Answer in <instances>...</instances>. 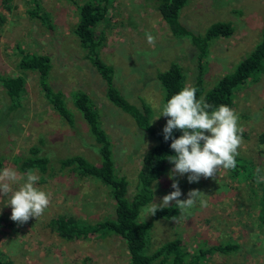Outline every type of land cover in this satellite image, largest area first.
I'll return each instance as SVG.
<instances>
[{"label":"rangeland","instance_id":"rangeland-1","mask_svg":"<svg viewBox=\"0 0 264 264\" xmlns=\"http://www.w3.org/2000/svg\"><path fill=\"white\" fill-rule=\"evenodd\" d=\"M37 1L49 14L51 29L28 16L32 0H0V74H18L25 82L20 108L6 116V107L0 109V171L11 167L20 175L26 174L20 173L13 161L37 140H43L41 154L48 159L46 167L55 173L32 171L38 176L36 187L51 194L49 206L38 219L32 217L23 224L12 221L11 206L5 205L8 197L0 196V254L14 264H126L124 246L116 237L98 239L89 234L66 241L49 228V219L59 214H71L80 217L83 223L92 224L96 217L109 211L112 200L107 188L99 183L56 170L58 159L73 154L96 163L97 146L84 144L90 143L87 129L68 98L66 107L73 116V127L46 102L37 85L36 72L16 68L17 51L48 52L49 81L61 85L66 97L71 89L79 88L95 103L100 127L112 144L116 173L128 181L127 199L134 191L136 172L149 140L136 130L126 113L106 99L102 79L82 59L70 29L77 20L76 5L84 0ZM263 14L264 0H188L181 15L197 31L218 20L228 21L232 27L229 36L219 37L208 46L203 60L207 66L205 87L230 71L253 48ZM93 31L96 35L102 33L99 57L113 67L114 86L130 103L135 104L134 98L140 96L153 110L152 121L160 124L159 119L154 120L159 114L161 97L153 75L157 69H165L170 61H176L183 69L186 85L190 83L194 62L185 42L172 38L158 12L143 0H112L105 19ZM146 33L154 37V44L147 42ZM7 102L0 85V108ZM232 109L243 128L236 157L239 167L234 173L239 181L228 169H220L216 179L201 177L190 183L187 174L170 179L169 172L174 167L170 163L154 186L155 197L141 208L139 220L148 219L146 206L159 203L168 191H174L173 179L178 181L180 199H187L191 189H198L205 193L207 206L200 207L197 202L190 210L191 215L179 213L172 220H154L148 251L178 235L189 255L200 247L233 238L239 244L235 252L206 253L192 264H264V226L260 227L256 219L257 208L251 201L254 197L245 189V184L257 176V168L264 176V65L256 82H246L235 90Z\"/></svg>","mask_w":264,"mask_h":264},{"label":"trees","instance_id":"trees-1","mask_svg":"<svg viewBox=\"0 0 264 264\" xmlns=\"http://www.w3.org/2000/svg\"><path fill=\"white\" fill-rule=\"evenodd\" d=\"M145 1L158 12L170 36L185 42L190 60L194 62L191 81L188 85L185 83V74L179 62L170 61L165 69L155 71L153 79L161 97L159 107H162L172 95L182 88L192 87L196 89L197 99L204 97L213 108L221 104L232 108L235 90L246 82H256L264 65V14L258 33L259 37L253 48L230 71L214 81L208 82L210 86L205 87L204 76L207 66L203 60L207 54L208 46L211 41L231 34L230 22L213 21L203 31H197L181 15L188 0H143V2ZM32 2L33 6L27 9L28 16L38 19L46 28L51 29L52 24L47 11L39 6L37 0H32ZM111 2L112 0H84L81 4L76 5L77 20L70 32L76 39V46L82 53V59L88 61L102 79L106 99L126 113L136 130L143 133L149 140L148 149L142 155L140 166L136 172L135 182L132 186L134 191L130 194L129 199L126 197L128 181L116 173L111 141L100 127L99 114L95 103L92 102L88 94L79 88H73L66 97L61 91V85L49 81L50 59L48 52L33 53L20 49L16 54L18 57L16 68L36 72L37 85L51 109L69 127H73V116L66 107V98H68L69 103L79 112L87 129L90 143L85 141L84 144L97 146L96 163L89 162L81 155L73 154L58 159L56 170L99 183L107 188L112 200L109 211L96 217L92 224L83 223L80 217L71 214H59L49 219V228L66 241L85 238L89 234L98 239L108 236L116 237L124 246L127 255L126 264H192L199 256H204L206 253H233L239 248V244L235 239L227 238L228 240L200 247L194 255H189L187 250L183 249L180 235L174 236L152 251H148L147 243L151 236L150 229L153 221L157 219L172 220L179 214L173 201V205L169 208L157 210L156 214L149 216L147 220L138 218L141 208L155 197L154 186L158 184L164 170L170 164L167 156L175 153L170 148L172 138L170 137L167 141L164 139L163 128L167 123V117L161 116L160 124H155L152 121L151 106L140 96L138 99L134 98L137 100L134 101L135 104L130 103L113 84V67L99 57L103 36L102 33L96 35L93 27L105 19ZM17 47L18 45H16ZM24 83L23 77L18 74L13 76L0 74V85L8 101L0 108L6 107L5 116L10 111L20 108V100L25 88ZM180 135H182L180 130H173L172 137L178 138ZM42 141L37 140L36 144L30 145L26 149L23 156L18 157L15 162L13 161L20 173L34 169L43 173L45 171L50 174L55 173L48 166L46 167L48 159L41 154ZM238 165L237 163V167H239ZM237 167L228 169V172L236 181H239L237 175L234 174L238 171ZM245 189L251 192L254 197L251 198L252 205L257 208L256 219L262 227L264 226V182H258L256 176L255 179H251L249 183L245 184ZM0 264L14 263L0 254Z\"/></svg>","mask_w":264,"mask_h":264},{"label":"clouds","instance_id":"clouds-1","mask_svg":"<svg viewBox=\"0 0 264 264\" xmlns=\"http://www.w3.org/2000/svg\"><path fill=\"white\" fill-rule=\"evenodd\" d=\"M147 42L154 44V37L146 33ZM159 114L167 117L163 128L164 139L170 137V148L174 155L167 156L174 167L169 172V178L187 174L188 181H199L201 177L216 179L220 169L237 167L236 157L242 144L243 128L239 125V117L235 110L221 104L213 108L204 97L197 99L196 89L184 87L159 107ZM180 130L182 135L172 137L173 130ZM257 179L264 181L261 170L256 169ZM38 176L28 171L24 175L11 167L0 171V196H7L5 205L11 206L10 219L18 224L27 222L30 218L41 217L50 203V193L36 187ZM15 186V187H14ZM174 191L163 196L162 200L145 207L146 216H154L157 210L167 209L174 204L181 216L191 215L190 210L199 202L200 207L207 206L205 193L191 189L187 199H180L181 191L178 181L173 179Z\"/></svg>","mask_w":264,"mask_h":264}]
</instances>
